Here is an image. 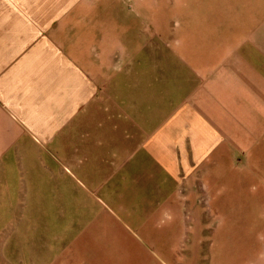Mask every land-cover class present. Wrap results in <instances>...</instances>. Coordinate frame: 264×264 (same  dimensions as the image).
I'll return each instance as SVG.
<instances>
[{
  "label": "crops",
  "instance_id": "1",
  "mask_svg": "<svg viewBox=\"0 0 264 264\" xmlns=\"http://www.w3.org/2000/svg\"><path fill=\"white\" fill-rule=\"evenodd\" d=\"M68 7L0 0V248L10 237L19 248L21 226L29 241L50 231L52 208L62 223L60 201H84L75 184L99 202L76 208L57 264H116L115 246L139 248L136 264H193L176 251L142 256L147 232L162 233L149 239L157 248L180 247L183 211L195 232L194 215L201 230L230 199H264V0H167L172 15L153 35L131 21L111 33L118 59L95 54ZM100 31L97 18V46ZM128 195L150 216L133 242L111 208Z\"/></svg>",
  "mask_w": 264,
  "mask_h": 264
},
{
  "label": "rangeland",
  "instance_id": "2",
  "mask_svg": "<svg viewBox=\"0 0 264 264\" xmlns=\"http://www.w3.org/2000/svg\"><path fill=\"white\" fill-rule=\"evenodd\" d=\"M164 1L167 2V0ZM166 2H164V5L157 7V0H68L69 7L66 13L70 14V11L77 12L78 21H80L81 15L84 17L85 24H82L85 33L84 40L89 43L94 42L93 47L98 49L95 50L96 55L101 54V58L102 55H113L115 59H118L121 45L119 41L109 39L111 33L114 31L118 37V34H121L120 32L131 21L132 31L134 26H138L139 23L137 34L142 28L144 32L153 35L157 22H161L163 19L166 20L172 15L170 11L172 8L166 7ZM182 7L180 5L175 11L183 10ZM97 18L100 22V33L102 34V30H104L103 40L100 38L101 43L99 46L95 45V20ZM72 27H75V24H68L69 30ZM134 47L133 44L132 48ZM69 187L78 194L82 188L84 201H75L71 196L60 201L61 209L67 214V216H64V221L62 223L55 222L56 209L52 208L53 222L50 227L51 230L45 232L37 230L34 235L30 233V241L28 231L24 230L26 227L21 226V228H24L20 230L19 248L16 249V245H14L12 249L11 237L7 240V248H0V261L3 264H52L49 256H51V260H57L54 264L60 262L61 256L51 254H55L57 251L58 253L62 252L65 241L74 234L73 229L76 226L73 224V217L76 208L80 209L81 206L85 209L92 206L96 207V202H99L92 200L85 191L86 188L82 185L72 184ZM250 187L251 185H247L244 191L248 192ZM56 204L54 202L53 205ZM139 204V199L129 195L122 201L111 204L112 209L118 212L121 210L123 213L122 217L124 216L126 223L122 225L129 234L125 231L121 233L120 230L123 236L120 238L125 239L127 242H133L140 237L143 239L146 234L145 225L138 221H141L140 217L143 221L150 218V216L140 212ZM203 204L205 203L203 202ZM222 209L226 211L224 208ZM226 209L229 214L227 212L226 215L222 213L220 216H212V220L217 219L218 222H216L217 220L212 222L210 220L211 216L204 217V229L201 230V218L199 215H194L195 232L192 226V216L186 214L187 210L183 211L184 213L180 215L182 222L180 223L181 246L168 249L157 248L155 243L150 240L155 241L157 236L160 240L162 233L151 230L147 232L148 252L146 250V253L142 251V256L151 254L154 257L164 258L176 251L179 252L180 257L187 256L193 264H264V199H230L227 201ZM232 211H237V213L232 214ZM125 212L129 214L127 217L130 218L131 216L133 221L125 217ZM157 218L158 216H155L154 220ZM207 222H212L210 232L206 228ZM182 234L183 240L181 239ZM193 237L195 238L196 247L187 248L183 246L186 244V240ZM106 249L114 250L116 255L113 256V262H116V264H136L141 255L139 248L122 249V247L115 246ZM222 261L223 263H221Z\"/></svg>",
  "mask_w": 264,
  "mask_h": 264
}]
</instances>
